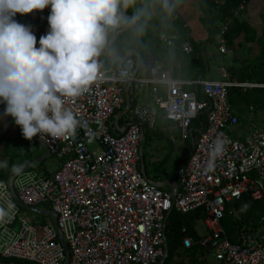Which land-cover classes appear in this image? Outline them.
<instances>
[{
	"label": "built area",
	"instance_id": "built-area-1",
	"mask_svg": "<svg viewBox=\"0 0 264 264\" xmlns=\"http://www.w3.org/2000/svg\"><path fill=\"white\" fill-rule=\"evenodd\" d=\"M243 7L241 2L233 16ZM43 13V18L35 10L13 17L31 28L36 25V47L49 28V8ZM233 20L228 16L218 27L220 53L228 51L226 32ZM126 23L109 27L106 42ZM104 47L95 57L97 76L88 90L65 101L79 121L76 131L59 139L33 137L61 160L59 167L46 175H27L25 181L17 179L19 174L0 179V264H62L66 252L61 238L69 254L67 264H157L166 242L165 215L172 209L184 214L200 207L207 234L199 245L214 251L216 264H264V232L244 230L239 242L231 243L220 224L225 204L233 199L247 193L251 200L264 202V119L252 117L246 132L237 136L240 121L228 100L230 87L264 88V83L229 80L223 68L222 80L200 75L182 79L155 66L138 77L130 52L119 69L110 71L101 63ZM180 48L192 52L189 41ZM159 84L165 87L163 95ZM138 85H151L152 103L130 105L124 126L113 130L109 121L124 108L125 88ZM3 109L0 103V116ZM248 111L253 115L254 107ZM200 114L205 120L194 137L190 124ZM158 120L173 121L182 140L192 139L187 157L176 167L178 190L173 197L140 172L145 131L155 129ZM217 136L224 139V150L206 170ZM15 198L28 207L46 205L51 218L35 224L20 218ZM184 243L189 246L191 240L185 238Z\"/></svg>",
	"mask_w": 264,
	"mask_h": 264
},
{
	"label": "clouds",
	"instance_id": "clouds-1",
	"mask_svg": "<svg viewBox=\"0 0 264 264\" xmlns=\"http://www.w3.org/2000/svg\"><path fill=\"white\" fill-rule=\"evenodd\" d=\"M132 0H0V103L23 138H66L79 124L65 101L88 90L97 76V57L118 9ZM49 8L48 31L38 40L30 26L13 17ZM218 31V30H217ZM225 141L210 146L207 169Z\"/></svg>",
	"mask_w": 264,
	"mask_h": 264
},
{
	"label": "crops",
	"instance_id": "crops-1",
	"mask_svg": "<svg viewBox=\"0 0 264 264\" xmlns=\"http://www.w3.org/2000/svg\"><path fill=\"white\" fill-rule=\"evenodd\" d=\"M144 1L146 0H132V2L126 8L121 7L120 9H118L121 23L122 20L127 21L126 28L124 30H114L110 33L109 38L106 42V45L109 43L108 53H106L105 45L104 51L102 52L100 57L104 69L110 71H116L117 69H119L122 64L119 59L122 58V56H124V54L128 52L132 53V57L136 61L135 53L131 52L136 51V53L140 55V64L137 67L138 77H145L148 73L149 68L155 66L157 68L159 67L160 73L164 70L169 69L172 70V74L174 76L180 77L182 79L190 80L199 75L204 78V73L209 70V66L205 62L207 61V55L204 51L208 44L214 43L215 46L216 33L222 20L219 21L218 25H215L216 21L212 20L211 18H208L207 13L203 9L198 8L196 0H184L181 6L177 8H174L172 5L169 4V1L171 0H151L150 6H147L146 2ZM166 1L167 3L163 5V3ZM246 3L247 4L245 6V11L241 12L237 19L238 23H243L241 28H244V31H241L232 36V43L230 45L228 44V51L225 55L218 54L221 58L219 68H223L226 78H228L229 80L242 81L240 79H243V81H249L248 78L252 77L253 75H256L259 76V80L263 81L264 0H248ZM161 6H163L162 10ZM173 11L175 12L173 13ZM164 12H166L167 15H171L168 23L162 29V23L164 18L161 17V15L164 14ZM126 16H130L131 19H134L133 22L132 20L126 19ZM135 22L136 24L134 25ZM121 23L119 24L121 25ZM129 24L131 25L128 26ZM178 27L180 28V30L185 31L189 35L192 44H202L200 53L204 58L205 66L203 67V69L200 70L199 67H196L198 72H192L191 70L186 71V69L189 68L187 60L191 63V65L192 63H194V61L189 56L190 54L184 53L181 48L178 49V52L176 51V47L174 46V40L176 39L175 34L176 29ZM129 29L134 30V33L130 35V32L128 31L127 34H124V32ZM123 35H125L126 38L121 39L120 37ZM190 40L186 41L190 42ZM122 43L125 44L122 45ZM211 54L212 52H210V56ZM255 61H262L259 64L258 71L253 70L255 67L252 63H254ZM142 63L145 69V76L139 75ZM219 74V78L221 77V79L218 80H222L223 77L220 73V70ZM209 79L214 78L211 76ZM131 87L128 88L130 101L132 100L131 106L136 103H152L151 85H138L135 89ZM186 87L192 88L191 86ZM157 88L160 94L163 95L165 93L164 85L159 84L157 85ZM121 110L122 109L116 111L109 121L113 130H116V128L121 129L126 122L127 112L121 114ZM246 114H249L250 116ZM245 115L246 124L241 125L240 123L239 126L243 127L244 129H247L248 123L253 117V115L248 112L245 113ZM261 117H259V120L263 119ZM171 122L173 121L158 120L155 129L149 131L159 130L158 135L163 136L164 134H166L167 131H170L171 129L178 131L174 122L173 124ZM112 132L114 133V131ZM158 135H156V138L158 137ZM175 140L176 138H171V145H167V150L171 149L172 151H174L173 148H175ZM188 140L191 141L189 147H185V145H182L183 151L180 153L179 156V160L182 162L187 157V154L192 145V139L189 138ZM40 148L42 147L40 146ZM152 149L153 147H150L151 152ZM184 150L188 151L186 155L183 154V152L185 153ZM162 160L163 159L160 156L150 153L151 164H154L155 162H161ZM174 176L175 173L174 175L165 176L164 178L159 180L158 185L162 181L169 180ZM159 187H161L160 189L162 191L171 193L170 187L166 185H159ZM36 208L37 213L39 215L40 223L51 218V216L47 217V215H50V213L46 205H39ZM195 229L198 230V233L202 237L206 235L205 233L203 235V232H205V227L203 223H197Z\"/></svg>",
	"mask_w": 264,
	"mask_h": 264
},
{
	"label": "trees",
	"instance_id": "trees-1",
	"mask_svg": "<svg viewBox=\"0 0 264 264\" xmlns=\"http://www.w3.org/2000/svg\"><path fill=\"white\" fill-rule=\"evenodd\" d=\"M248 0H196L197 6L200 9H203L207 13V17L211 18L212 20H224V18L230 16L231 18H234L233 23L230 25L229 30L226 32V38L228 40V44L230 45L232 42V36L235 34L244 31V28H241L243 23H238L237 19L238 16L235 17L232 14V10L237 8L238 5L243 2L244 7L242 8V11H245L246 2ZM184 2V0H171L169 1V4L172 5L174 8L180 7L181 4ZM167 3L164 2L163 5ZM161 10L163 9V6H161ZM175 10V9H174ZM37 13V16L39 18H43V10H35ZM175 11H173L174 13ZM43 13V14H42ZM169 14V13H168ZM170 15H167L166 12L161 15V17L164 18L162 23V29L164 26L168 23ZM21 16V14L17 13L14 17ZM210 23V22H209ZM136 22L134 23V25ZM36 26V25H35ZM33 26L31 30L36 31V27ZM210 26V25H209ZM208 26V27H209ZM130 32L131 30H126L124 34H127V32ZM163 31V30H162ZM176 39L174 40V46L176 47V51L178 52V49L180 48V44L186 40H190L189 35L185 32L180 30L178 27L176 29ZM121 39L126 38L125 35L120 37ZM190 43L192 45V52L190 53V57L193 59L194 63H191L187 60L188 67H199L200 69H203L205 66L204 59L200 53L202 44L193 43L190 40ZM125 43H122L124 45ZM227 53V52H226ZM226 53H221L222 55H225ZM207 63V61H205ZM199 69V70H200ZM243 81V79H240ZM239 81V82H242ZM259 83H264V79L257 81ZM228 100L232 108L234 109L235 113L238 116V119L241 123V125L246 124V115L245 113H249L248 107L252 105L254 107L253 111V117L259 118L262 115H264V88H252V89H246L242 90L240 87H230L228 88ZM132 104V100L130 101V105ZM3 117L7 118L4 114H2ZM9 118V117H8ZM261 118L264 119V116ZM262 119V120H263ZM204 115L200 114L196 119H193L191 121V127L192 129V135L196 136V128L201 125V123L204 122ZM14 125V129L16 130L15 138H12L15 140L12 149L10 152L6 154L5 163L3 166V169L0 170V179H7L8 176L13 172L14 169L23 166L34 159L38 158L43 152L42 148L38 145L37 142L33 140H27L25 144L22 147H18L17 143H20L21 140L25 139L20 133L19 126ZM159 134L158 131H149L146 130L144 142H150L151 138L153 136H156ZM158 137L163 139V135H158ZM169 139V138H168ZM168 145H171V140L169 139ZM36 143V144H35ZM150 143L148 145H150ZM0 144H2L3 148L5 147V151L9 147V141L4 143L0 140ZM34 145V146H33ZM143 147V144H142ZM183 152L184 155L187 154ZM142 157L144 160V156L142 153ZM16 159V161H14ZM46 158H44L42 161L35 163L41 164ZM14 161V162H13ZM145 161V160H144ZM164 159L161 162H157L158 164L164 163ZM182 163V161L178 160L176 163V167L179 166ZM33 164L30 168H28L25 171H37L36 165ZM153 165V164H152ZM23 171V172H25ZM145 171V166H144ZM21 172V173H23ZM164 172L167 174L166 170ZM19 173V174H21ZM49 173V172H48ZM43 173V174H48ZM146 174V172H145ZM172 175V174H171ZM146 176H148L146 174ZM21 210V208H19ZM205 217V210L204 208H197L187 213H179L172 209L169 213L167 223L165 226V238H166V245H167V257L163 264L167 263L168 258L171 255V250H175L179 247H183L185 249L191 248L193 245H197L199 241L203 238L195 229L197 223L204 220ZM264 221V202L263 201H255L251 200L249 195L247 193L243 194L239 199H233L232 201L225 204V212L223 217L220 219V224L223 230V235L231 242L236 243L239 242V238L241 233L244 230L251 231L253 233H257L259 228H262ZM192 236V238L190 237ZM189 238L191 240V243L189 246L184 245V239ZM205 249V248H204ZM161 259V258H160ZM158 260V262L160 261ZM4 260V259H3ZM207 262L205 258H202L199 260L198 263Z\"/></svg>",
	"mask_w": 264,
	"mask_h": 264
},
{
	"label": "rangeland",
	"instance_id": "rangeland-1",
	"mask_svg": "<svg viewBox=\"0 0 264 264\" xmlns=\"http://www.w3.org/2000/svg\"><path fill=\"white\" fill-rule=\"evenodd\" d=\"M144 2H146L147 6H150V4H151V0H146ZM27 23H29V19L27 20ZM218 24H219V21L216 20L215 25H218ZM133 33H134V30H131L130 35H132ZM204 52L207 55L206 59H207V64L209 66V70L204 73V79H209L211 76L215 80L221 79V77L219 78V76H220L219 66H220V59H221L219 55H222V54H220L218 51L217 43L215 44V46H214V43L208 44ZM210 52H212L213 55L211 54V56H210ZM262 61H255L254 63H252L255 67L253 70L258 71L259 64ZM199 67L201 68V66H199ZM189 70H191L192 72H198V70L195 66L189 67L188 69H186V71H189ZM255 74H257V73H255ZM139 75L145 76V69H144L143 63L140 67ZM248 79H249V81H257V80H259V76L253 75L252 77H250ZM232 110L234 111L233 108H232ZM246 115H249V114H246ZM262 116H264V115H262ZM12 123H13L12 118L10 116H7V118L6 117L4 118L2 115L0 116V140L3 142V145L7 141H9V145L11 146L7 149V151H5V147L3 148L2 144H0V170L3 169L6 154L8 152H10V150L12 149V146L15 142V140H13L12 138H15L16 130L13 128L14 125ZM171 123L173 124V122H171ZM159 124H160V122H159ZM246 130L247 129H244L243 127L238 126L236 128L237 136L243 135L246 132ZM168 138L170 140H171V138H173V139L176 138V140L174 142L175 148H173L174 151H172L171 149L167 150V148H168L167 145L169 144L167 141ZM163 139L164 140H161L160 137L156 138V136H153L150 140L151 143L148 141L143 142V147H142V153H143L144 160H145L143 163L145 166V172L151 178V180L155 183H158L160 179L164 178L167 175H171V174L174 175V173L176 171V163L179 160L180 153L183 151L182 145H185V147H189L191 144L190 140H182L179 137L178 131H176L174 129L167 131L166 134H164ZM25 142H26V139H23V140H21L20 143H17V146L22 147L25 144ZM149 143H150V145H148ZM38 145L43 148L42 145H40V144H38ZM150 147H153L152 152L150 150ZM91 149L93 151H95L96 145H92ZM150 153L157 155V156H160L162 159L165 160L164 163L158 164L157 162H155L152 165L150 163ZM185 153H186V151H185ZM14 161H16V159ZM60 163H61V160L57 159L55 156L50 154L48 157H46V159L43 161V163L37 164V165L35 164L37 171H33V170L25 171V172L19 174L17 176V179H20L21 181H25L27 175L40 176L43 173L52 172L60 165ZM16 169H14V170H16ZM164 170H166L167 174L164 172ZM19 217L24 218L25 220H27L28 222H31L33 224H35L36 220L37 221L40 220L37 212L31 211V210H28L25 208H21L20 213H19ZM47 217H50V215H47ZM199 223H203V220L200 221ZM14 228L16 229V227H14ZM197 232H198V230H197ZM258 232H264V221H263L262 228H259L257 233ZM204 233L207 234V231L205 230V232H203V235H204ZM190 237L192 238V236H190ZM212 252H214V251L204 249L203 247H201L199 245V243L195 246L193 245L189 249L179 247L175 250H171V255L168 258L166 264H196L202 258H205L207 260V262L210 264H216L217 262L215 261L214 256L212 255Z\"/></svg>",
	"mask_w": 264,
	"mask_h": 264
},
{
	"label": "water",
	"instance_id": "water-1",
	"mask_svg": "<svg viewBox=\"0 0 264 264\" xmlns=\"http://www.w3.org/2000/svg\"><path fill=\"white\" fill-rule=\"evenodd\" d=\"M32 11H34V10H32ZM126 19L132 20V22L134 20V19H131L130 16H126ZM130 25L131 24H129L128 26H130ZM108 49H109V43L106 45V48H105L106 53H108ZM131 52L135 53V55H136V61L135 62H136V65L138 66L140 64V55L138 53H136V51H131ZM126 57H127V53L124 54V56H122V58L119 59L120 62H123ZM136 74H137V70L135 71V76H136ZM128 88H129V86H127L125 88V103H124V108L121 110V114H124L130 107V95H129V92H128ZM49 155H50L49 150L47 149V147L43 146V153L38 158L34 159L33 161H31V162H29V163H27V164H25L23 166L18 167L8 177H10V178L14 177L15 175H17V174L27 170L28 168H30L33 164L42 161L44 158L48 157ZM143 163H144L143 157H141V159H140V172L145 175L144 164ZM159 185H166V186L170 187L171 196L172 197L176 194V192L178 190V183H177V180H176L175 176L172 177L169 180L162 181L161 183H159ZM15 200H16V202H17V204L19 205L20 208H25V209L37 212V208L36 207H28V206L24 205L23 203H21L18 199L15 198ZM169 213L170 212H168L165 215V217H164V224L165 225L167 223V219H168ZM61 242H62V246L64 248V251L66 252V258H65V260L63 261L62 264H67L68 256H69L68 250H67V246H66V243L63 241L62 238H61ZM167 254H168V251H167V245H166V242H165L164 250H163V256L161 257L160 261L157 264H163L165 262V260H166Z\"/></svg>",
	"mask_w": 264,
	"mask_h": 264
}]
</instances>
